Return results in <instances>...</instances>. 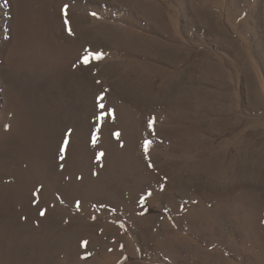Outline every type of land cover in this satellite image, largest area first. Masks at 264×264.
<instances>
[{"label":"rangeland","instance_id":"374dc122","mask_svg":"<svg viewBox=\"0 0 264 264\" xmlns=\"http://www.w3.org/2000/svg\"><path fill=\"white\" fill-rule=\"evenodd\" d=\"M11 1L0 264H264V0Z\"/></svg>","mask_w":264,"mask_h":264},{"label":"bare ground","instance_id":"6f19581e","mask_svg":"<svg viewBox=\"0 0 264 264\" xmlns=\"http://www.w3.org/2000/svg\"><path fill=\"white\" fill-rule=\"evenodd\" d=\"M12 6L11 0H0V9L5 13L4 16H9Z\"/></svg>","mask_w":264,"mask_h":264},{"label":"snow or ice","instance_id":"6c2138e0","mask_svg":"<svg viewBox=\"0 0 264 264\" xmlns=\"http://www.w3.org/2000/svg\"><path fill=\"white\" fill-rule=\"evenodd\" d=\"M93 15H95V13H93ZM94 58L100 59L101 58V55L100 54H94ZM87 62H88V57L85 56L84 57V63H87ZM100 107L103 108L104 107L103 104H101ZM151 126H152V122L150 121L149 122V127H151ZM95 141H96V136L93 135V143H95ZM149 143H150V141H145V148H147V146H148ZM61 151H63V149H61ZM100 155H103V153H101ZM43 214L44 213H41V215H43Z\"/></svg>","mask_w":264,"mask_h":264}]
</instances>
